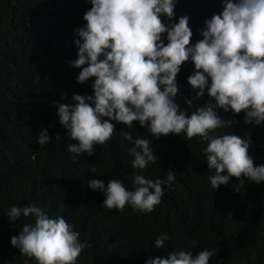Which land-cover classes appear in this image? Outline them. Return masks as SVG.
<instances>
[{"label":"trees","instance_id":"1","mask_svg":"<svg viewBox=\"0 0 264 264\" xmlns=\"http://www.w3.org/2000/svg\"><path fill=\"white\" fill-rule=\"evenodd\" d=\"M225 2L176 0L173 20L161 19L167 26L188 16L194 46L203 39L205 20L222 13ZM91 6L90 0H0V264H37L11 245L31 218L10 222L7 213L11 206L27 205L38 206L50 218L62 216L80 233L81 243L87 241L75 264H146L172 252L195 255L205 249L216 253L209 264H264V183L230 178L227 185L212 189L208 176L214 170L206 162L207 142L199 137L188 139L181 133L155 138L139 122L129 129L110 121L113 137L95 145L94 156L83 153L73 162L68 146L78 142L59 124L56 104H73L74 94L94 97L95 78L79 84L81 69L71 66L78 53L76 31L86 27L83 17ZM162 40L167 45L166 33ZM195 71L189 59L176 77L174 100L189 113L215 104L207 89L196 98L187 82ZM216 111L233 123L214 134L250 139L254 166L264 165V123L246 125L243 111ZM45 129L51 139L41 147L36 138ZM122 130L152 141L157 164L133 169L134 157L127 149L134 144L123 138ZM169 170L175 180L164 187L161 203L150 213L131 205L109 210L103 207L104 193L88 188L92 179L102 180L105 187L118 179L133 190L135 174L154 180ZM164 234L170 238L165 247L155 248L156 238ZM192 240L198 244L193 246Z\"/></svg>","mask_w":264,"mask_h":264},{"label":"clouds","instance_id":"2","mask_svg":"<svg viewBox=\"0 0 264 264\" xmlns=\"http://www.w3.org/2000/svg\"><path fill=\"white\" fill-rule=\"evenodd\" d=\"M90 3L83 17L86 27L76 31L78 53L71 66L81 69L77 83L95 78L94 97L74 94L73 104H56L59 124L78 142L68 146L73 162L83 153L94 156V146L113 137L116 130L110 121L129 129L139 122L155 138L185 133L188 139L199 137L206 141V162L214 170L208 180L214 190L227 185L230 178L245 177L264 183V165L254 166L248 153L250 139L214 134L217 129L232 128L233 123L220 117L217 108L237 115L243 111L246 125L264 123V0H226L222 13L205 20L203 39L194 46L190 43L193 33L188 16L167 26L161 19L166 16L173 20L176 0ZM165 33L167 45L162 40ZM189 59L196 71L187 82L196 98L203 97L207 89L210 101H215L191 113L174 100L178 92L176 77ZM186 103L192 107V101ZM121 134L134 144L127 149L134 157L133 169L144 170L149 164H157L152 141L133 138L130 131L122 130ZM50 139L46 129L36 138L41 147ZM91 171L95 172V168ZM175 175L169 170L163 178L153 180L135 174L133 190L118 179L109 180L107 187L102 180L92 179L88 188L104 193L103 207L109 210L123 211L131 205L135 211L150 213L161 203L164 187L173 183ZM7 216L10 222L31 218L19 235L11 238V245L37 264H75L88 247L62 216L50 218L38 206H11ZM169 239L167 234L157 237L155 248H164ZM191 244L195 246L198 241L192 240ZM214 255L207 249L195 255L179 251L150 259L146 264H209Z\"/></svg>","mask_w":264,"mask_h":264}]
</instances>
